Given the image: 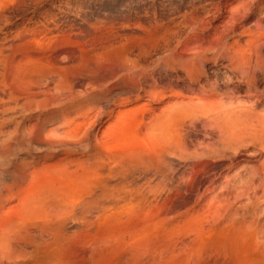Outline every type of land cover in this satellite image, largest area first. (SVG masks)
I'll list each match as a JSON object with an SVG mask.
<instances>
[{
	"label": "rangeland",
	"instance_id": "374dc122",
	"mask_svg": "<svg viewBox=\"0 0 264 264\" xmlns=\"http://www.w3.org/2000/svg\"><path fill=\"white\" fill-rule=\"evenodd\" d=\"M238 3L1 7L3 264H264V74Z\"/></svg>",
	"mask_w": 264,
	"mask_h": 264
},
{
	"label": "bare ground",
	"instance_id": "6f19581e",
	"mask_svg": "<svg viewBox=\"0 0 264 264\" xmlns=\"http://www.w3.org/2000/svg\"><path fill=\"white\" fill-rule=\"evenodd\" d=\"M17 1L18 0H0V9L4 5H8V6L13 5ZM237 11H238V15L240 19L243 20L242 26L240 27L241 34L243 35L249 30H251L252 36L253 38H255V40L253 41L254 47H252V49L250 50L249 49L247 50L245 48L242 49L241 57L244 59H247L249 57L253 58L252 71L258 75L264 74V27H263L264 25H261L262 22L264 21V0H239ZM247 26H250V27L253 26V29ZM250 54L252 57L248 56ZM173 55L175 56L176 53ZM181 55L182 54H177L176 57L177 56L182 57ZM257 83H260V80L257 79ZM250 113L253 114L252 111H250ZM263 122H264V116H263ZM262 131L264 134V127ZM1 158L5 160L6 156L1 157ZM53 181L58 182V184H60L59 182L61 181V177H56ZM8 200H9L8 197L4 198L5 202H8ZM4 201L2 200V202ZM31 207H33V209L31 210H28L27 207L24 209L25 211H27V215L39 214L45 211V210L43 211L38 210V208L34 205L33 206L31 205ZM259 209L262 211V208H259ZM24 217L30 218L29 216H24ZM15 231L16 230H14V227H12L11 225H7V227L0 229V264H3L4 257L9 255V252H8L9 245L8 244L12 240V237ZM10 256L12 258H10L9 256L7 257L8 259H10V262L14 261L13 259H15L14 258L15 256L14 255H10Z\"/></svg>",
	"mask_w": 264,
	"mask_h": 264
}]
</instances>
